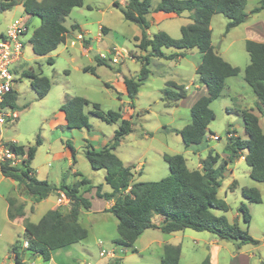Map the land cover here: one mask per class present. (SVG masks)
<instances>
[{"label": "rangeland", "instance_id": "rangeland-1", "mask_svg": "<svg viewBox=\"0 0 264 264\" xmlns=\"http://www.w3.org/2000/svg\"><path fill=\"white\" fill-rule=\"evenodd\" d=\"M116 1L120 3L122 0ZM116 1L83 0L82 6L72 8L63 21V25L68 30L65 42L60 43L48 54L53 59L52 64L48 63V56L33 58L28 38L33 29L39 25L40 19L36 16L28 18L29 32L24 39L23 56L20 62L13 66L16 69L15 79L12 82L16 99L12 102V107L17 111L18 117L13 122H7L2 126L0 142L12 139L27 147L32 145L39 136L41 143L31 161L33 170L38 171L39 177L46 176L48 181L53 182L54 177L58 175L60 181L65 179L66 184H72L78 178L72 171L77 170L81 176L90 181L91 186L95 187L100 183L103 184L102 187L106 186L103 181L104 172L92 171L85 157L86 143L88 142L96 150L103 148L112 139L118 124L106 123L91 114L92 106L88 104L84 108V113L88 117L90 127L69 129L65 123L61 122L59 108L65 98L72 96L84 97L90 103L96 102L103 111H119L124 117H131L133 131L120 141L113 152L123 163L134 165L132 171L136 181H156L166 177L169 170L162 158L163 154L180 153L187 159L188 168H196L199 156L204 158L210 151L219 156L226 153L224 147L227 143L226 131L229 128L233 127L238 136L246 137L239 114L242 109H253L259 117V124L264 132V115H260L257 110L259 101L243 79L244 67L249 62L248 53L244 47L245 40L258 36L261 37V42H264V10L250 13L259 0H246V20L228 32H225L227 18L224 15L218 13L211 17L212 45L224 60L239 67L240 72L225 80V88L220 96L210 103L209 106L215 118L207 126L203 141L188 147L184 146L180 135L173 129H181L191 121L189 105L199 93V90L195 88L199 85L195 67L200 62V54L195 48L191 54L187 53L184 58L177 61L151 57L147 78L143 80L131 106L122 80L124 77L138 73L140 69L138 57L144 52L136 46L134 40L140 27L124 20L119 7L114 5ZM158 2L159 0H149L148 32L152 35L163 30L170 36L178 38L183 18L165 16L162 11L155 9ZM18 16L26 17L20 5L0 11V30L5 29V26ZM72 24L82 27L91 38L96 35L99 26H105L108 30L104 33V27H101L104 34L102 40L100 42L92 40V50L85 54L83 48L87 46L80 47L78 42L69 45L73 36L78 31H82L79 28L72 30ZM112 46L120 51L118 61L111 63L106 58L104 64L97 65L96 51L112 58L113 53L108 52ZM84 67H93L94 73L89 70L84 71ZM27 70L42 74L49 79L50 88L45 97L39 99L31 89L28 78L23 75V71ZM168 80L186 85L188 88L187 97L177 104H168L163 98L165 82ZM210 134L217 135L218 139H210ZM71 150L75 154L74 162H72ZM194 152L196 154H193ZM20 159L21 157L15 158V165L20 162ZM231 168L234 170L233 177L237 183L236 186L232 184L235 188L232 190L229 188L233 178L226 174L218 190V197L224 199L229 208L224 213L217 209H213L212 212L215 215L224 214L229 222H236L244 229L248 228L249 234L257 243L244 244L240 248L250 250L254 264L264 262V182H257L249 177V167L244 160L232 164ZM242 187L257 188L261 195V202H249L243 198ZM86 192L91 193L93 190L88 187ZM88 193L85 196L90 200L91 208L81 209L79 217L81 225L88 230V235L81 241L82 243L72 245V248H75L77 253L84 252V245L90 244L92 258L104 261L107 258L99 256V249L94 243L98 239H106L112 241L109 242L110 247L115 250V257L109 258L112 262L155 264L162 254L158 242L162 240L161 236H166L165 233L151 228L146 229V233L136 243L137 249H141L137 252L115 245L114 239L118 237L116 218L113 214L107 217L99 212V207L104 206V200H98L94 196L91 198V194ZM54 199L55 193L51 192L48 199L37 205L35 210L34 206L31 208L30 205L29 210L34 211L33 214H29L30 220L37 222L52 205ZM241 204L247 206L250 214L249 224L243 221L241 212L238 210ZM63 206L68 207L67 203ZM186 229L185 234L177 233L178 237L173 240L176 244L182 243L181 264H202L206 258H208L206 264H209L211 259H213L212 264H232V254L239 248L235 242L220 239L207 231ZM188 232L205 240L196 243ZM212 238H216L217 242L212 243ZM147 239H153L155 243L152 241L149 246ZM110 247L106 248L110 250ZM62 252L63 250H60V253ZM84 255H87L86 252ZM58 257L62 255L56 258ZM38 264L46 263L42 261Z\"/></svg>", "mask_w": 264, "mask_h": 264}, {"label": "trees", "instance_id": "trees-1", "mask_svg": "<svg viewBox=\"0 0 264 264\" xmlns=\"http://www.w3.org/2000/svg\"><path fill=\"white\" fill-rule=\"evenodd\" d=\"M15 1L9 5H2V9H10ZM22 5L26 14L40 19L39 25L33 29L29 43L35 55L43 56L53 51L66 38L67 29L63 25L65 17L72 8L83 5V0H23ZM119 7L124 20L137 24L141 33L134 37L136 46L144 52L138 57L140 69L134 76L124 77L123 83L127 96L133 106L139 86L149 73L148 64L151 57L174 59L183 56L184 51L196 48L200 54V62L195 68L197 81L206 87L207 94L200 96L190 107L191 121L181 129H173L181 137L185 147L199 144L205 138L207 126L215 118L210 103L218 98L225 87L228 77L236 76L240 69L224 60L215 50L211 42V28L209 26L214 14H222L227 18L225 32L240 25L246 20V0H159L156 10L179 16L188 11L190 23L179 27L180 36L174 38L167 32L160 30L148 36L149 0H125ZM264 10V0H259L257 6L250 13ZM71 29H78L72 24ZM105 32V31H104ZM88 42L85 40L84 45ZM245 51L249 56V63L244 67L243 79L251 87L258 99L257 110L264 115V42L246 39ZM164 49L176 51L166 54ZM97 65L105 61L95 56ZM49 64L52 58L48 57ZM94 73V68L84 67V71ZM29 80V85L36 96L41 99L46 96L50 88V81L44 75L32 71L23 73ZM187 90L182 84L172 80L165 82L163 98L168 102H176L185 98ZM16 99L14 90L5 97L3 105L12 107ZM92 106L91 114L106 123H118L112 139L103 148L96 150L86 143L85 157L92 169H104V182L109 185L110 192H101V185L95 186V195L99 198L113 199L114 202L107 210L117 219L116 230L118 237L114 244L129 248L134 252L135 240L149 228L159 229L163 233L181 231L186 228L195 231H207L220 239L230 240L240 247L244 244H256L257 241L249 234L248 228H241L236 222H229L224 214L215 215L212 210L222 213L229 208L224 199L218 197V190L223 177L227 174V165L243 156L249 167V177L257 182H264V132L259 125V118L252 108L240 110L246 134L245 138L233 135L235 132L227 130L226 151L228 157L218 164L219 156L211 151L201 161V169H189L185 158L180 153L163 154L169 174L156 181H133L132 167L126 166L113 152L121 139L132 131L131 117H123L119 111L101 110L96 102L81 96L65 98L59 110L63 113L64 123L70 128H89L88 117L84 113L87 105ZM41 139L36 137L34 143L28 147L13 141L3 142L4 146L17 156L20 162L11 165L8 160H0V173L17 183L19 195L26 197L33 204L46 198L51 192L62 193L69 200V207L47 210L37 222L23 220V233L10 246L15 264H24L18 248L23 241L27 242L25 250L33 255L49 260L52 250L78 243L87 236V229L78 222L79 210L90 208V201L83 196L90 181L81 178L72 184L61 182L59 186L50 184L46 179H38L30 165ZM74 151L71 150L72 162ZM80 175L79 172H76ZM229 184L232 190L234 187ZM241 194L249 202L260 203L261 195L255 187H242ZM8 217L14 219L24 215V202L14 196H7ZM242 219L249 224L250 214L247 206L238 207ZM159 215L162 220L159 225L152 222V216ZM208 258L202 264H206ZM156 264H180V246L164 244L162 256ZM259 264H264L260 262Z\"/></svg>", "mask_w": 264, "mask_h": 264}, {"label": "crops", "instance_id": "crops-1", "mask_svg": "<svg viewBox=\"0 0 264 264\" xmlns=\"http://www.w3.org/2000/svg\"><path fill=\"white\" fill-rule=\"evenodd\" d=\"M22 1L23 0H16L15 2H16V4H14L13 6H16V5H20L21 7H22V9H23V12L25 13V11H24V8H23V5H22ZM116 1V0H115ZM116 2H118L119 3V1H116ZM124 3H125V0H122L119 4L120 5H124ZM10 3H3V2H1L0 3V11H4L3 9H2V5H9ZM12 6V7H13ZM11 7V8H12ZM6 10H8V9H6ZM150 11V10H149ZM149 14V13H148ZM147 14V15H148ZM189 14L190 13H188V12H183V13H181L180 15H179V17H182L183 18V23L181 24V25H185V24H187V23H190V19L188 18V16H189ZM25 15H26V17H23L27 22L29 21V17H31L30 15H28V14H26L25 13ZM164 15L165 16H167V17H176V16H173V15H169V14H166V13H164ZM178 17V16H177ZM146 18H147V16H146ZM8 25V24H7ZM7 25L5 26V29H6V27H7ZM180 25V26H181ZM209 26H210V24H209ZM101 27H104V30H105V32H107V28L105 27V26H99V28H98V31H97V33H96V35L93 37V38H91L89 35H88V32L87 31H85L82 27H80V26H78V28L80 29V30H82L85 34H86V36L88 37V39L86 40L88 43L85 45V46H87V48H83L84 50H83V53H85V54H87V53H89L91 50H92V45H91V41L92 40H94V41H96V42H100L101 40H102V36L104 35V34H101L102 33V31L100 32V30H102V29H100ZM237 27V26H236ZM5 29H3V30H0V35L1 34H3L4 33V31H5ZM73 30V29H72ZM104 32V33H105ZM67 33H68V30H67ZM66 33V34H67ZM99 33H100V37H99ZM140 33H141V29H140V31H139V33H138V35H136V37H138V36H140ZM147 34H148V36H151V34L148 32V29H147ZM252 40H255V41H261L262 39H261V37H258V36H256V37H253L252 38ZM85 42V41H84ZM84 42H83V44H80V47H83V46H81V45H84ZM136 43L135 44H137V41H135ZM28 43H29V38H28ZM29 45H30V43H29ZM214 46V45H213ZM56 49V48H55ZM194 49L195 48H191V49H187V50H185L184 51V55L183 56H178V57H176V58H174V59H170V60H181L182 58H184L185 57V55L187 54V53H192L193 51H194ZM214 50L216 51V49L214 48ZM30 51H31V53H32V55H33V58L35 59L36 57H43V56H48V54L50 53H47L46 55H43V56H38V55H35L33 52H32V50H31V45H30ZM142 51V50H141ZM174 51H176L175 49H164V52L166 53V54H168V53H171V52H174ZM217 53H218V51H216ZM144 54V53H143ZM220 56H221V54L220 53H218ZM140 55H142V54H140ZM23 56V55H22ZM22 56L20 57V59L22 58ZM49 57V56H48ZM47 57V58H48ZM222 57V56H221ZM249 57V56H248ZM157 58H160V57H157ZM223 58V57H222ZM20 59H18L17 60V62H15L14 64H13V66H16V64L18 63V62H20ZM164 59V58H163ZM53 60V59H52ZM167 60H169V59H167ZM52 63H53V61H52ZM51 63V64H52ZM249 63V62H248ZM233 64V63H232ZM197 66V65H196ZM233 66H235V64L233 65ZM196 68V67H195ZM16 69L13 67V69H12V72H13V75H14V71H15ZM27 71H32V70H27ZM25 71H23V73H24ZM33 72V71H32ZM35 73V72H34ZM36 74V73H35ZM39 75H42V74H39ZM136 75V74H135ZM134 76V75H133ZM229 78V77H228ZM227 78V79H228ZM14 79H15V77H14ZM49 80V79H48ZM143 83V82H142ZM142 83H141V85H142ZM122 84H123V87L125 88V86H124V83H123V80H122ZM140 85V86H141ZM183 85V84H182ZM139 86V87H140ZM184 86V85H183ZM185 88H186V90L188 89L187 88V86L185 85L184 86ZM195 88H197V90H199V93L196 95V97H194L193 98V100L191 101V103H190V105L189 106H191L200 96H202V95H206L207 94V90H206V87L204 86V85H202V84H199V85H196L195 86ZM225 88V87H224ZM12 90H13V85H12ZM138 92H139V89H138ZM138 92H137V94H138ZM125 93H126V89H125ZM16 94V93H15ZM127 94V93H126ZM137 96V95H136ZM186 97H187V95H186ZM185 97V98H186ZM136 98V97H135ZM134 98V99H135ZM185 98H183V99H185ZM183 99H180V100H178V101H176V102H168L167 101V103L168 104H172V103H175V104H177L178 102H180V101H182ZM254 112V111H253ZM255 113V112H254ZM256 114V113H255ZM257 115V114H256ZM260 115H263V114H260ZM60 116L62 117V123H64V118H63V113L60 111ZM258 116V115H257ZM124 117V116H123ZM259 118V117H258ZM117 123V122H116ZM118 124V123H117ZM260 125V124H259ZM229 130L230 131H234V129H233V127H231V128H229ZM132 131H133V128H132ZM131 131V132H132ZM130 132V133H131ZM235 132V131H234ZM0 133H1V137H2V129H0ZM128 135V134H127ZM127 135H125V136H127ZM212 135H215V134H210V136H209V138L210 139H213L211 136ZM231 135V134H230ZM233 135H237V133L235 132ZM124 136V137H125ZM228 136V135H227ZM123 137V138H124ZM122 138V139H123ZM121 139V140H122ZM10 141H13L14 143H16V144H18L16 141H14V140H10ZM120 143V142H119ZM20 145V144H19ZM29 146V145H28ZM27 146V147H28ZM226 146V145H225ZM115 149V148H114ZM113 149V150H114ZM224 149L226 150V148L224 147ZM212 152V151H211ZM213 153V152H212ZM193 154H196L195 152L193 153ZM213 154H217V153H213ZM35 155V154H34ZM218 155V154H217ZM219 156V155H218ZM228 157V153H227V151H226V153H223L221 156H219V158H218V164H219V161H223L224 159H226ZM34 158V157H33ZM185 158V157H184ZM205 158V157H204ZM203 157H200L199 156V162H198V164H197V167L196 168H189V169H201V161H202V159H204ZM121 160V159H120ZM240 160H244V157L243 156H241V157H239L237 160H235L234 162H232V163H230V164H228L227 165V174L228 175H230L233 179L232 180H234V183L233 184H235V186H236V180H235V178L233 177V173H234V170H233V168H231V165L232 164H234V163H236V162H238V161H240ZM32 161V160H31ZM185 161H186V165H187V159L185 158ZM123 163V162H122ZM124 165H126V166H131L132 167V169H131V171L134 169V165H127V164H125V163H123ZM30 165H31V167H32V164H31V162H30ZM32 169H33V167H32ZM99 170H102L104 173H103V181H104V175H105V170L104 169H99ZM34 171V170H33ZM92 171H97V170H95V169H92ZM76 172H78L77 170H74V171H72V173L73 174H75L78 178H77V180H79L80 178H81V175H77V173ZM34 176L35 177H37L38 179H46L47 181H48V178L46 177V176H42V177H39L38 175H39V173H38V171H34ZM132 180L133 181H136L135 179H134V173H133V171H132ZM58 176V175H57ZM54 177V181L53 182H51V181H48L50 184H52V185H55V186H59V184L61 183V182H65V179L63 180V181H60V179H58L59 177ZM76 180V181H77ZM66 183V182H65ZM231 183V182H230ZM104 184L106 185V186H104V187H102L103 186V184L102 183H100V185H101V192H110V187H109V185H107L105 182H104ZM235 186H234V188H235ZM108 187V188H107ZM92 188V190H93V192H84L83 193V196H85V194L86 193H88V194H91L90 196H91V198L94 196L95 198H97L98 200H104V206L103 207H99V212H101L102 214H104V215H107V217H109L110 216V214H112V213H110L109 211H107L110 207H111V205L113 204V202H114V200L113 199H104V198H99V197H97L96 195H95V187L94 186H92L91 187ZM53 193H55V199L52 201V205L49 207V209H54V208H59V207H62V208H65V209H67L70 205V203H69V200L62 194V193H57V192H53ZM93 194V195H92ZM7 196H14V197H16L17 198V200H19V201H21V202H24L25 203V205H24V209H23V211H24V215L22 216V217H16V218H14V219H9V217H8V213H7V209H8V203H7V201H6V197ZM49 196V195H48ZM48 196L46 197V198H44V199H42L41 201H39L38 203H35V204H33V206H34V210H35V208L37 207V205H39L40 203H42V202H44V201H46L47 199H48ZM86 197V196H85ZM90 201V200H89ZM65 203H67V206L68 207H65V206H63V205H65ZM91 203V202H90ZM31 205V202H30V200L29 199H27L26 197H23V196H21V195H19V193H18V188H17V183L15 182V181H13L12 179H10V178H8V177H4L1 173H0V264H15L14 262H13V253H11L10 252V246L11 245H13L14 243H15V241H17V239L19 240V239H21V238H19L21 235H22V233H23V220L24 219H28L29 221H31L30 220V217H29V214H33V212L34 211H30L29 210V206ZM90 208H91V205H90ZM89 208V209H90ZM49 209H47V210H49ZM81 209H83V208H80V210H79V217H80V214H81ZM89 209H87V210H89ZM46 210V211H47ZM83 210H85V209H83ZM45 211V212H46ZM44 212V213H45ZM43 215V214H42ZM156 216V217H155ZM79 217H78V222L80 223V221H79ZM152 222L153 223H155L156 225H159L160 224V222H161V220H162V218H161V216H159V215H153L152 216ZM33 222V221H32ZM81 224V223H80ZM117 225V219L115 220V226ZM84 227V226H83ZM152 230H157V231H159V229H154V228H151ZM148 230V229H147ZM187 229H184V230H181V231H175V232H170V233H165V235L166 236H161L162 237V240L161 241H159L158 242V245H159V247L161 248V250H162V248H163V245L164 244H173V245H179L180 246V264H181V258H182V247H181V244L182 243H180V244H176V243H174V239H176L177 237H178V234L177 233H186L185 231H186ZM144 233H146V230L135 240V242H134V244H133V248H134V252H137V250H141V249H137V247H136V243H137V241L140 239V237L142 236V235H144ZM189 233V235H191V238L196 242V243H198L200 240H205V239H203V238H197V236H195V235H193V234H190V232H188ZM87 235H88V230H87ZM87 237V236H86ZM85 237V238H86ZM84 238V239H85ZM113 240V239H112ZM148 240V244H149V246L152 244V241H153V239H147ZM82 241V240H81ZM81 241H79L78 243H82ZM109 242H112V241H108V240H106V239H98L97 240V242H95L94 243V245L99 249V251L101 250V249H107L108 247H110V244L111 243H109ZM154 242V241H153ZM211 242L212 243H216L217 242V240H216V238H212V240H211ZM78 243H75V244H71V245H67V246H65V247H62V248H59V249H55V250H52V252H51V254H50V258H49V260H43L40 256H36V255H33L30 251H28V250H25V247H23L22 245V243L20 244V248H18V252H19V254H20V257H21V260L24 262V264H38V263H42V261H44L46 264H117V261H115V262H112L111 260L109 261V259L107 258L106 260H97V259H93L92 258V255L90 254V252H91V246L92 245H84V252H86V254L87 255H84V252H79V253H77L76 252V250H75V248H72V245H76V244H78ZM155 243V242H154ZM104 246H106V247H104ZM69 247V248H68ZM145 249V248H144ZM143 249V250H144ZM60 250H63V252L62 253H60ZM107 250H109V249H107ZM110 250H112V248L110 247ZM58 255H62V257H58V258H61V259H59L58 260V258H56ZM161 256H162V254L158 257V261L156 262V263H158L159 262V260H160V258H161ZM252 257H253V254L250 252V250H244V249H242V248H238V250L235 252V253H233L232 254V264H254L253 263V260H252ZM102 258V257H101ZM155 263V264H156ZM213 263V259H211V261L209 262V264H212ZM257 264H259V263H257Z\"/></svg>", "mask_w": 264, "mask_h": 264}, {"label": "built area", "instance_id": "built-area-1", "mask_svg": "<svg viewBox=\"0 0 264 264\" xmlns=\"http://www.w3.org/2000/svg\"><path fill=\"white\" fill-rule=\"evenodd\" d=\"M13 1L16 0H0V3H12ZM101 31L102 30H100V32ZM28 32V22L22 16H18L8 23L4 33L0 35V129L5 123L13 122L18 117L17 111L9 105H3V102L6 95L12 90V82L14 80L12 72L13 64L17 62L23 54L24 39ZM100 36L101 35L99 33V37ZM87 39L88 37L84 32L78 31L77 34L70 40L69 45H74L77 42L83 44V42ZM96 52L100 59L105 60L107 58V60L111 63L117 62L120 55L119 49L115 46L108 49V52L113 53L112 58H108L102 52H98V50ZM228 136H230V134H228ZM211 137L213 139H218L217 135H212ZM16 157L20 156L14 154L0 142V160H8L11 165H15ZM22 244L23 247L27 246L26 241H23ZM99 256L108 259L114 258L115 250L112 249L106 251V249H101L99 251Z\"/></svg>", "mask_w": 264, "mask_h": 264}]
</instances>
